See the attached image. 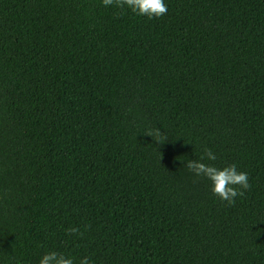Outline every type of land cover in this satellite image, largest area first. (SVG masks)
I'll use <instances>...</instances> for the list:
<instances>
[{"label": "trees", "instance_id": "1", "mask_svg": "<svg viewBox=\"0 0 264 264\" xmlns=\"http://www.w3.org/2000/svg\"><path fill=\"white\" fill-rule=\"evenodd\" d=\"M165 3L0 0V264H264V0Z\"/></svg>", "mask_w": 264, "mask_h": 264}, {"label": "clouds", "instance_id": "2", "mask_svg": "<svg viewBox=\"0 0 264 264\" xmlns=\"http://www.w3.org/2000/svg\"><path fill=\"white\" fill-rule=\"evenodd\" d=\"M105 7L114 6L118 9H129L131 12L147 16L148 18L161 17L167 14L168 8L165 0H102ZM144 133L152 137L158 144H162L167 140V137L159 127H149ZM216 155L213 151L204 147L203 153L199 159L188 160L186 167L193 172L197 177H205L212 183V191L221 200L228 204H235V198L244 196L245 191L250 188L248 174L237 169L235 164H230L219 168L211 163L204 162L215 161ZM88 226H85V229ZM69 235L83 236L84 232L79 227H70ZM38 264H75L74 259L65 255L63 252L50 251L45 253ZM79 264H91L88 257H82Z\"/></svg>", "mask_w": 264, "mask_h": 264}]
</instances>
